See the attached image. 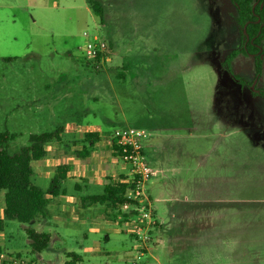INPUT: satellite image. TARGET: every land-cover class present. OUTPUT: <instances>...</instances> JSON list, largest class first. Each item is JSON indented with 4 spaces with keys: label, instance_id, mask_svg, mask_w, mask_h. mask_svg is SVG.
<instances>
[{
    "label": "rangeland",
    "instance_id": "1",
    "mask_svg": "<svg viewBox=\"0 0 264 264\" xmlns=\"http://www.w3.org/2000/svg\"><path fill=\"white\" fill-rule=\"evenodd\" d=\"M96 1L103 24L88 0H0V128L22 133L9 151L28 145L33 127L51 132L79 120L110 134L144 130L177 170L147 182L150 206L122 210L131 212L128 226L101 204L102 217L80 229L5 220L0 264H65L70 253L77 264H264V98L252 99L264 71L248 80V64L236 60H252L254 70V57L235 56L232 72L250 82L242 86L219 65L241 46L231 1ZM92 40L106 44L104 55L88 56ZM32 97L42 103L25 118ZM39 184L47 190L51 181ZM30 231L50 236L41 253L31 250Z\"/></svg>",
    "mask_w": 264,
    "mask_h": 264
},
{
    "label": "crops",
    "instance_id": "2",
    "mask_svg": "<svg viewBox=\"0 0 264 264\" xmlns=\"http://www.w3.org/2000/svg\"><path fill=\"white\" fill-rule=\"evenodd\" d=\"M236 61H238L239 64L241 62H246L248 64L250 74L248 76L250 79L248 80L254 78L252 60ZM223 62L224 60H220L219 65L222 66ZM225 74L226 76H230L227 71ZM262 74L258 78V81L262 77ZM258 81L255 83L256 85L258 84ZM252 90L254 91L253 88ZM253 94L256 95L254 96L255 98H252L251 94L250 97L253 100L259 98L257 91ZM249 100L251 99L249 98ZM41 103L42 101L40 98L32 97L30 100H26L23 103L25 108V118H28V107L32 108L37 105L41 106ZM31 118L33 120L32 122H37L38 120L35 115H31ZM223 123L224 122L221 124ZM228 124L229 115L226 117V125L228 126ZM11 130L12 131H9L8 127H1L0 133L7 132L9 134L16 135L15 139L12 141L17 142V140L21 138L22 133H18L13 129ZM52 132H58V138L53 139L45 145L44 149L47 155L43 159L32 162L33 175L31 177V181L43 191H47L48 189H43L39 186V183L43 180H50L52 183V180L58 175L59 168L67 166L68 172L66 173V178L61 179L56 186L57 196L52 197L51 195H48V197L52 199L48 205V215L45 218V223L52 221V223L56 225L63 221V227L67 229L73 226L80 229V227L86 224L88 217L92 218V222H97L98 218L102 217L99 211H94L96 209V205L100 203H95L93 198L102 196L105 188L109 185H113L122 179L130 180L132 177V168L130 165L122 162L114 152L113 144L110 139L111 131L107 126L73 120L70 122H64L60 125L58 124L55 130L51 132H38L37 127H33L30 129L29 137L31 135H40ZM86 134H92V137L86 138ZM151 138L149 140V136H147L144 141V151L147 157L149 154L154 160V164L158 167V174L165 176L168 172H176L177 167L170 170V168L166 165V155L164 154L167 152V147H162L157 139L153 137ZM147 145L152 146L150 150L151 154L147 153ZM23 146L26 145H22V147ZM123 164L130 167L129 173L125 172L126 167L123 166ZM100 188L103 189V193H100ZM101 205L103 207L101 211H103L105 215H108L109 212L107 210H112V208L107 204ZM0 210L2 212L0 219H4L3 209L0 208ZM120 210V208H117L118 212H120ZM118 212L117 217L120 215ZM124 217V223L128 226L127 223L130 220L129 216L124 214ZM69 218L73 219L70 221ZM37 220L38 219L35 221ZM99 220L101 221V219Z\"/></svg>",
    "mask_w": 264,
    "mask_h": 264
},
{
    "label": "trees",
    "instance_id": "3",
    "mask_svg": "<svg viewBox=\"0 0 264 264\" xmlns=\"http://www.w3.org/2000/svg\"><path fill=\"white\" fill-rule=\"evenodd\" d=\"M92 11L99 22L103 24V7L96 0H88ZM237 12V21L241 29L242 40L239 49L232 51L223 63L228 73L242 86L250 85V82L236 74L230 68L232 59L238 54L244 53L254 57L255 78H259L263 71L264 56V0H230ZM264 98V89L257 93ZM16 135L7 132L0 133V199L3 194L4 219H0V232L5 228V220L17 221L21 224L30 223L39 218H46L48 205L52 197L57 196L59 181L66 178L68 167L63 166L58 170V175L52 180L47 191L34 185L31 181L33 175L32 162L43 159L47 153L45 145L58 138V132L31 135L28 145L21 147L17 152H9V143ZM92 134H86V138ZM133 184L130 180H120L105 188L102 196L93 198L95 203L107 204L113 210L125 203H134L127 198V193L132 192ZM116 216V215H115ZM113 216V217H115ZM116 218V217H115ZM31 250L34 253L44 251L50 242L48 234L29 232ZM71 260L65 264H77L82 261L75 253H70Z\"/></svg>",
    "mask_w": 264,
    "mask_h": 264
},
{
    "label": "built area",
    "instance_id": "4",
    "mask_svg": "<svg viewBox=\"0 0 264 264\" xmlns=\"http://www.w3.org/2000/svg\"><path fill=\"white\" fill-rule=\"evenodd\" d=\"M85 37L88 36L87 33L84 34ZM96 41V38L95 40ZM86 53L89 57L94 58L97 56H102L107 51L106 44L103 42H99L95 44L92 41H88L85 48ZM148 134L144 130L124 127L114 129V131L110 134V139L113 144L114 152L116 153L117 157L124 163L130 165L132 168V177L130 181L133 184L132 192L135 195L134 203H125L120 205L119 208L121 209L118 212L119 217L118 219H124V214H129V212H123L122 210H129L130 206L133 207V211H143L140 209V205L144 202H147V205L150 206V201L145 194V186L148 181L158 175V171L149 165L147 161V157L144 151V141L146 140ZM147 209V208H146ZM143 217H148V214L141 213ZM128 221L127 224H131L132 220ZM131 221V222H130ZM135 222V220H134ZM139 221H137L138 223ZM136 223V222H135ZM137 229V225L133 226L132 233L141 234L142 232ZM141 232V233H140Z\"/></svg>",
    "mask_w": 264,
    "mask_h": 264
},
{
    "label": "flooded vegetation",
    "instance_id": "5",
    "mask_svg": "<svg viewBox=\"0 0 264 264\" xmlns=\"http://www.w3.org/2000/svg\"><path fill=\"white\" fill-rule=\"evenodd\" d=\"M253 89H254V87H253ZM254 91H257V90L255 89ZM257 93H258V91H257Z\"/></svg>",
    "mask_w": 264,
    "mask_h": 264
}]
</instances>
